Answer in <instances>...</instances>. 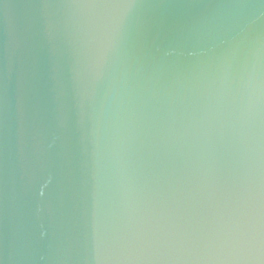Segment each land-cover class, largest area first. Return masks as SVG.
Returning a JSON list of instances; mask_svg holds the SVG:
<instances>
[{"label": "water", "instance_id": "water-1", "mask_svg": "<svg viewBox=\"0 0 264 264\" xmlns=\"http://www.w3.org/2000/svg\"><path fill=\"white\" fill-rule=\"evenodd\" d=\"M0 264H264V0H0Z\"/></svg>", "mask_w": 264, "mask_h": 264}]
</instances>
